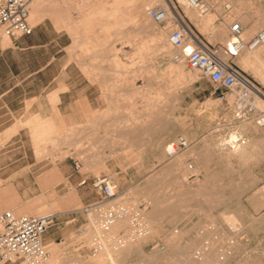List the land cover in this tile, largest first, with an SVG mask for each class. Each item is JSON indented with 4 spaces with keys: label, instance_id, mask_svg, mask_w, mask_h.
I'll use <instances>...</instances> for the list:
<instances>
[{
    "label": "rangeland",
    "instance_id": "1",
    "mask_svg": "<svg viewBox=\"0 0 264 264\" xmlns=\"http://www.w3.org/2000/svg\"><path fill=\"white\" fill-rule=\"evenodd\" d=\"M112 1L42 0L34 20L28 18L32 26L40 22L48 26L45 38L56 58L47 77L67 66L61 76L69 89L61 87L66 90L62 112L50 110L43 117L52 122H32L29 128L25 121L33 116L18 118L26 130L15 145L25 147L27 153L15 156L23 167L17 174L30 178L31 185L18 186L16 201L3 210L34 213V206L40 205V213L55 214L50 226H58L61 237L53 264H109L90 248L92 234H99L82 209L98 198L93 175L107 173L118 184L117 199L151 226L118 264H264V127L237 119L231 104L212 93V82L185 62L184 72L191 73V79L172 69L160 72L156 63L168 48L151 31L124 19H96L95 14L110 8ZM205 3L211 27H216L211 23L216 17L231 19L222 0ZM171 4L209 42H225L208 37L210 26L195 24L181 3L171 0ZM157 5L166 6L167 1L154 0L150 6ZM173 19L164 23L151 19L148 27L167 35L176 24ZM9 43L4 36L2 46ZM238 57L233 58L235 63ZM4 68L0 62V69ZM43 81L40 76L33 83L27 80V88L18 94L37 93ZM55 93L46 96L51 104L58 101ZM74 100L78 102L72 106ZM127 124L130 129H125ZM234 129L247 142L245 157L221 144ZM178 136L188 141L174 155L182 154L180 163L164 150V144ZM102 157H106L104 166L92 168ZM86 162L92 169L82 170ZM188 163L195 171H189ZM58 168L66 169L74 180L62 176ZM83 178L85 182L79 184ZM12 191L1 184L0 199ZM229 212L238 220L236 229L225 220ZM129 220L124 216L125 225H110L108 232H132Z\"/></svg>",
    "mask_w": 264,
    "mask_h": 264
},
{
    "label": "built area",
    "instance_id": "2",
    "mask_svg": "<svg viewBox=\"0 0 264 264\" xmlns=\"http://www.w3.org/2000/svg\"><path fill=\"white\" fill-rule=\"evenodd\" d=\"M185 1L190 7H198L204 3V0ZM29 4L30 0H0V34L14 37L32 32L33 26L28 22ZM222 7L226 13L233 10L230 0H222ZM148 15L157 23L173 19L164 6L159 5L150 7ZM172 21L176 24L168 33V41L182 50L185 64L197 71L200 77L212 82V93L220 101L231 104L237 119H250L259 127H264V107L256 105V96L264 98V87L233 61L242 51L253 50L264 44V26L251 38L245 39L242 37L243 27L239 19L232 17L227 23L228 39L222 44L209 42L192 28L189 33L184 19ZM213 36L216 37L215 33H208V37ZM229 95H232L231 99ZM187 146L188 141L183 136H178L168 140L164 144V150L171 157ZM73 166L77 169L78 162L73 160ZM188 169L193 170L192 163H188ZM84 182L85 178L79 184ZM92 187L98 198L88 207L94 211L98 227L103 231L101 236L110 247L123 245L128 242L129 237L136 239L135 233L144 232L146 227L138 213H130L117 199L119 187L112 175H93ZM124 216H129L132 232L109 233L110 225ZM54 217L53 212L17 214L12 209L1 211L0 264L15 261L22 264H52L43 235L53 223ZM100 241L97 234H92L90 248L94 252L100 249Z\"/></svg>",
    "mask_w": 264,
    "mask_h": 264
},
{
    "label": "crops",
    "instance_id": "3",
    "mask_svg": "<svg viewBox=\"0 0 264 264\" xmlns=\"http://www.w3.org/2000/svg\"><path fill=\"white\" fill-rule=\"evenodd\" d=\"M246 2L247 0L236 1V12L238 13L236 18L240 19L243 27L242 37L248 39L264 26V0H248ZM184 21L189 28L194 29V25L190 21ZM47 31L48 26L44 22H40L33 25L30 34L7 37L10 43L5 46L1 44L4 35L0 34V62L5 67L3 70L0 69V75H4V79H0V182L3 181L0 185L2 184L3 188L13 189L12 194L4 195L0 199V212L3 211V207H8L16 201V188L18 186L31 185L28 183L30 178L17 174V171L23 167L15 156L27 153L25 147L15 145L18 138H23L22 133L26 130L25 125L19 126L18 118L33 116L25 121L27 125L32 122H52L49 119H43V117H47L50 110L62 112L60 103L66 90L61 89V87L64 86L69 89L68 81L61 76L66 75L67 66L61 67L59 72L52 73L51 77H47L50 64L56 58L55 53L50 54L49 52L50 40L45 38ZM39 33L41 35H38ZM236 64L240 67L237 60ZM13 67L19 69H13ZM245 73L247 72L245 71ZM37 76L44 78L37 93L31 95L18 94L27 88L25 85L27 80L33 83ZM55 91L58 101L51 104L46 96L50 93L54 94ZM77 102L74 100L72 106ZM97 167L99 166L92 168ZM59 171L62 176H65L66 169H59ZM66 177L69 179L71 175L67 173ZM71 179L74 180L73 177ZM50 227L43 235L44 242L45 244L54 243L58 250L59 238L61 237L60 228L58 226ZM4 264L22 263L15 261Z\"/></svg>",
    "mask_w": 264,
    "mask_h": 264
},
{
    "label": "bare ground",
    "instance_id": "4",
    "mask_svg": "<svg viewBox=\"0 0 264 264\" xmlns=\"http://www.w3.org/2000/svg\"><path fill=\"white\" fill-rule=\"evenodd\" d=\"M154 0H143L141 3L139 2L138 6H134L136 0H113V4L109 6L110 8H104L101 11H99L97 14H95L96 19L98 20H106L108 22H117L120 19L127 20L128 22L134 23L138 28L144 29L142 31L144 32H152V37L160 39L161 45L164 47L168 48V53L165 54L164 57H161L158 62L156 63L157 69L161 72L164 71L165 69H172L173 71L176 72L178 76H182L186 79H191L192 74L191 73H185L184 72V58H183V52L180 48L177 46H174L170 44L168 41V33L164 31L156 32L154 30L149 29L148 24L150 17L148 15V9L152 6L151 3ZM167 5L164 6L166 9L168 15L174 17L176 20L181 21V17L179 14L175 11L173 4H171V0H166ZM174 1V0H172ZM179 3L182 4L183 8L185 9L186 13L190 16L191 20L195 23L201 26V28L206 29L209 27L210 23V15L206 12V6H205V1L202 5L198 7H190L185 0H176ZM236 1L237 0H230L233 10L232 14L229 13V17H235L233 14H238L236 13ZM250 1V0H249ZM248 2V0H247ZM246 2V3H247ZM42 3V0H30L29 4V12H30V17L29 20L33 21L34 18L37 16L38 13V7ZM122 4V5H121ZM253 4V3H252ZM243 6V5H242ZM243 8V7H242ZM241 9V6H240ZM28 12V16H29ZM226 15V14H225ZM114 16V17H113ZM218 17L214 18L211 23H214L216 25L215 28L209 27V29L213 30L216 37L220 40H227L226 39V33L228 30L227 23L231 20H218ZM240 20V19H239ZM29 22V21H28ZM188 32H191V28L187 27ZM209 30V32L211 31ZM245 31V30H244ZM166 35V38L164 40V36ZM222 57H225L224 55H221ZM238 63L246 70H249L252 72L255 76V78L264 86V44L256 47L253 50H244L239 54L238 57ZM189 71V69H188ZM191 71V70H190ZM194 72V71H192ZM232 98V95L230 96V99ZM256 105L259 107H264V98L256 96ZM242 122H247V119H243ZM247 124V123H246ZM127 128L125 129H130L131 125L127 124ZM74 128V126L71 127V129ZM134 133V132H133ZM135 134V133H134ZM221 144L226 145L231 152L238 153L240 156L245 157L247 155V142L242 141V137L239 133L238 129H234L230 131L226 136H224L221 139ZM126 142V141H125ZM123 142V143H125ZM249 142V141H248ZM252 145V142L250 143ZM223 146V145H222ZM122 152L126 153L127 149L122 148ZM79 150V149H78ZM80 151V150H79ZM118 152V151H114ZM120 152V151H119ZM175 157V160L177 163H180L182 160V154H177ZM106 158V157H105ZM105 158L98 159V161L95 162V166L99 164V166H104V161ZM107 166V165H106ZM90 167V163L86 162L84 163V166L82 167V170H85ZM194 170V169H193ZM191 170V171H193ZM195 171V170H194ZM261 193V192H260ZM260 195V194H259ZM43 207L40 205L34 206V213H40L42 212ZM87 219L90 222V225L92 229L98 233L99 239L101 240V247L100 249L97 250L96 253V258L100 259H106L109 261V264H118L119 259L123 258V256L132 251L137 245L135 244V240L140 239L141 237L144 238L147 236L148 233H150V222L145 225L146 229L144 230L143 233H135L134 236L136 239L129 237L128 242H126L123 245L119 246H113L110 247L107 242L103 240V237L100 235V228L98 227V221L97 218L94 216V211L91 212V208L86 206L85 208ZM227 213V212H226ZM223 214V213H222ZM225 220L229 223L230 228L236 229L239 227V223L237 222L238 220L234 215L229 212V214L224 215ZM126 221V220H125ZM124 217L117 219L114 221V223L111 224V226H119L120 225H125ZM130 221V220H129ZM127 223V222H126ZM132 235V234H131ZM134 239V240H133ZM138 241V240H137ZM46 248L48 249L49 252V258L50 262L53 264V261L56 259L57 255V247L54 245V243H46L45 244Z\"/></svg>",
    "mask_w": 264,
    "mask_h": 264
}]
</instances>
